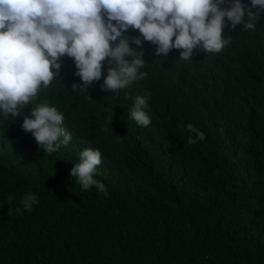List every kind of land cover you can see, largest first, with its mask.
<instances>
[{"label":"trees","instance_id":"obj_1","mask_svg":"<svg viewBox=\"0 0 264 264\" xmlns=\"http://www.w3.org/2000/svg\"><path fill=\"white\" fill-rule=\"evenodd\" d=\"M225 23L231 43L190 61L145 42L146 79L118 94L100 90L103 76L71 92L80 81L62 57V78L36 100L55 106L71 133L57 152L21 129L34 103L0 115V264H264V12L254 31ZM145 89L152 122L141 127L123 97ZM189 123L203 141L187 143ZM85 148L101 152L94 178L107 195L70 176ZM29 192L32 210L9 215Z\"/></svg>","mask_w":264,"mask_h":264},{"label":"clouds","instance_id":"obj_2","mask_svg":"<svg viewBox=\"0 0 264 264\" xmlns=\"http://www.w3.org/2000/svg\"><path fill=\"white\" fill-rule=\"evenodd\" d=\"M261 12L264 0H250V5L242 0H0V115L17 118L34 103L21 129L31 133L39 149L52 154L67 146L72 136L62 126L63 114L47 101L36 100L42 86L61 77L62 57L73 59L80 81L72 84L71 92H88L103 76L100 90L118 94L146 79L141 71L144 53L138 51L145 42L155 47L156 56L176 49L179 61H190L195 51L219 53L231 43V37L223 36L226 21L231 30L240 25L254 31ZM130 29L139 35L128 38ZM150 98L146 89L143 95L123 97L132 99L128 116L138 126L152 122L147 111ZM113 117H106L109 124ZM186 131L195 134V139L188 136V144L205 139L191 123ZM101 163L98 148H85L70 176L83 190L95 187L107 195L106 186L94 178ZM36 203L37 196L29 192L21 200L22 209L10 207L8 214L22 215Z\"/></svg>","mask_w":264,"mask_h":264}]
</instances>
